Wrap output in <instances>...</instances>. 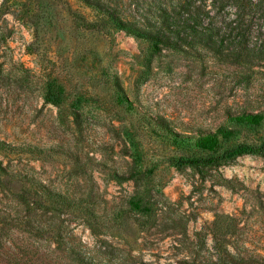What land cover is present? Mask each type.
Segmentation results:
<instances>
[{
    "label": "rangeland",
    "instance_id": "374dc122",
    "mask_svg": "<svg viewBox=\"0 0 264 264\" xmlns=\"http://www.w3.org/2000/svg\"><path fill=\"white\" fill-rule=\"evenodd\" d=\"M183 1L0 0V264H178L184 220L216 212L242 226L227 263L264 264V150L209 162L264 143V60L109 17L147 28Z\"/></svg>",
    "mask_w": 264,
    "mask_h": 264
},
{
    "label": "trees",
    "instance_id": "16d2710c",
    "mask_svg": "<svg viewBox=\"0 0 264 264\" xmlns=\"http://www.w3.org/2000/svg\"><path fill=\"white\" fill-rule=\"evenodd\" d=\"M195 1L198 4L194 5ZM178 9L181 11L148 12L156 18V24L147 28H141L114 13H109V17L117 27L150 39L154 47L158 43H175L173 40L189 38V44L197 42L210 48L214 55L234 62L255 64L264 60V0H184ZM180 29H188L192 33L185 35ZM261 118V113L237 117L240 121L254 123H259ZM200 141L207 148H212L217 142L213 136L203 137ZM263 150L264 143H242L225 150L218 159H209V162ZM136 204L140 206L143 202ZM187 223L188 220H184L183 236L173 239L179 246L177 254L182 256L178 264H204L205 255L210 264H228L223 255L245 254L242 226L234 215L214 213L208 228L195 231L193 236L188 233Z\"/></svg>",
    "mask_w": 264,
    "mask_h": 264
}]
</instances>
